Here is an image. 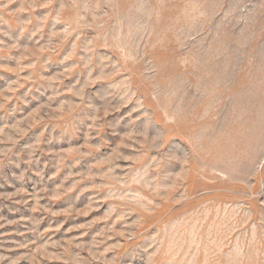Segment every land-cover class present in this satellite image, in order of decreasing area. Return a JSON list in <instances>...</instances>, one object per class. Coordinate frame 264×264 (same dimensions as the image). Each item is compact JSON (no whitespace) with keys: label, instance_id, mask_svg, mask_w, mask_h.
I'll return each mask as SVG.
<instances>
[{"label":"rangeland","instance_id":"374dc122","mask_svg":"<svg viewBox=\"0 0 264 264\" xmlns=\"http://www.w3.org/2000/svg\"><path fill=\"white\" fill-rule=\"evenodd\" d=\"M0 264H264V0H0Z\"/></svg>","mask_w":264,"mask_h":264}]
</instances>
